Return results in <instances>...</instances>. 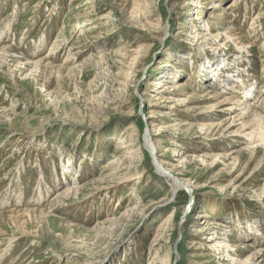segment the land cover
Returning <instances> with one entry per match:
<instances>
[{"label":"rangeland","instance_id":"374dc122","mask_svg":"<svg viewBox=\"0 0 264 264\" xmlns=\"http://www.w3.org/2000/svg\"><path fill=\"white\" fill-rule=\"evenodd\" d=\"M0 48V264H231L218 242L264 246V145L240 133L249 105L264 114V0H0ZM10 209L38 210L29 235Z\"/></svg>","mask_w":264,"mask_h":264},{"label":"bare ground","instance_id":"6f19581e","mask_svg":"<svg viewBox=\"0 0 264 264\" xmlns=\"http://www.w3.org/2000/svg\"><path fill=\"white\" fill-rule=\"evenodd\" d=\"M236 4L233 3L231 5V7L235 6ZM219 6H215L214 8H217ZM230 8V7H229ZM263 16V13L261 14H256V19L258 20L259 18H262ZM257 22V21H255ZM253 25V23H252ZM255 27V26H254ZM4 29V28H3ZM213 30V29H212ZM229 31L227 32V35L229 38H233V30L232 29H228ZM252 35H246L247 38L251 37ZM247 44L249 45H252L251 41L248 39L247 41ZM6 52V49L5 48H0V56L3 55L5 56ZM39 61V60H38ZM51 62H49V65H50ZM51 66V65H50ZM222 70V69H221ZM224 70V69H223ZM223 73L226 72V71H222ZM213 73V72H212ZM222 76V75H221ZM226 76V75H225ZM228 78L231 77L229 75H227ZM232 80V77L230 78ZM162 83V81H159L158 84ZM166 85L165 84H161L159 85V88H161V91H164V86ZM218 85V84H216ZM181 86H186L185 83H181ZM247 98H249V96H246ZM224 102H226V104H230V103H238V104H241V100L239 98H236V97H226L224 100ZM222 101V102H223ZM188 102V101H187ZM229 106V105H228ZM231 106V105H230ZM234 106V105H233ZM232 106V107H233ZM227 107V106H226ZM228 108V107H227ZM252 108V109H251ZM226 109V108H224ZM231 109V107H230ZM260 107L258 106H254V105H249L247 108H246V112L245 113H248V115H253V117L247 122L245 123V125L249 128V130L247 132H241L242 135L244 136L245 139H258L259 138V141L253 143L254 144V147L256 148V151L258 152L259 149H263V145H264V114L259 110ZM227 110V109H226ZM244 111L242 113H240V115L243 117L245 115ZM251 113V114H250ZM251 115V116H252ZM155 116V115H154ZM239 116V115H237ZM246 117V116H245ZM249 117V116H248ZM247 117V118H248ZM242 119V118H241ZM235 121V120H234ZM164 123V122H163ZM233 124V123H232ZM202 125V124H201ZM217 125V124H216ZM220 125V123H219ZM204 126V125H203ZM210 127V126H209ZM212 127H213V124H212ZM220 127V126H219ZM169 126L167 127V125H165L164 127L160 126V125H157L155 127H153V131L152 132H148L144 138V146L146 148V150H148L151 154H158L157 153V145H156V141H160L163 137V135L169 130ZM201 128V127H200ZM206 128V127H205ZM208 129V128H207ZM235 133V132H234ZM123 139V138H122ZM121 139V140H122ZM121 140L119 142H121ZM122 142H124V140H122ZM252 144V145H253ZM251 148V147H250ZM248 147L247 150L250 149ZM254 148V149H255ZM132 150V149H131ZM255 151V152H256ZM252 154V153H251ZM132 155V154H131ZM207 158V157H206ZM253 158V157H252ZM257 156H255L254 159H256ZM261 159H262V156H261ZM261 159H260V162H261ZM119 160V159H118ZM157 162H159L157 159L154 160V163L156 164ZM158 164V163H157ZM156 170L157 172H159L160 175L164 176L165 178L169 179L170 182H171V190H172V193L174 192H179L180 190H182L184 183H182L181 181H179L180 177H177V176H174L172 171L165 165L159 163L158 165H156ZM136 175V174H135ZM137 176V175H136ZM135 178H140V177H136ZM133 176H126V178H124V182L126 181H131V180H134L135 178H132ZM181 180V179H180ZM246 182V181H245ZM132 190V189H131ZM133 191V190H132ZM71 192V188H68L65 192H62V195L61 196H66L68 195L69 193ZM18 197V196H17ZM121 202V201H120ZM119 203V202H118ZM121 204V203H119ZM214 208V207H213ZM43 211V212H42ZM38 210L36 209H25V210H17V209H10L9 210V217L12 219V224L14 225V229L15 231L19 232V234H21L22 236H27L29 235L31 232L28 230V227H27V224H26V221L23 219L22 217V214L24 213H27L29 216H31L32 214L35 215V213H37ZM43 213L44 214V210H40V213ZM46 213H49L46 212ZM211 212H206V213H203V214H199L201 218H206V219H212L211 217ZM49 215V214H48ZM169 217L167 218V222L165 224L162 223V226L163 228H167V226L169 225L168 224V221H171L175 216L176 214H174V212L172 211L170 215H168ZM207 221V220H206ZM211 220H209L210 222ZM168 224V225H167ZM215 226L214 228L216 229H221L223 227H225L226 225L224 223H221L220 221H216L215 223ZM255 228H258L257 226H255ZM254 228V229H255ZM218 231V230H217ZM250 232V231H249ZM248 232V233H249ZM260 232V230H259ZM258 231L256 233H259ZM2 234H5V231L3 230L2 226L0 227V235ZM225 234V233H224ZM250 234V233H249ZM251 235V234H250ZM159 236V235H158ZM229 236H235L232 232H229L226 237H229ZM258 236V235H257ZM219 235H216V236H213V237H209V239H215V238H218ZM157 241V240H156ZM229 239H224L220 242H218V244L216 245L217 248L215 247V249L217 250L216 252H225L226 253V256H227V260L229 262H231V264H264L263 260H260V259H263L264 258V246H260L258 248H256V250H254L252 252V254L248 255V257H245V259H241V255L243 254V248L245 247L242 243L237 245V246H232L231 243H228ZM156 254V253H155ZM241 259V260H240ZM169 263V262H168ZM166 262V264H168ZM225 264V262L223 263Z\"/></svg>","mask_w":264,"mask_h":264}]
</instances>
